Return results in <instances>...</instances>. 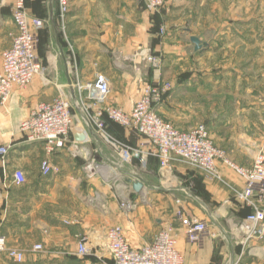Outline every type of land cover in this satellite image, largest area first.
I'll return each instance as SVG.
<instances>
[{"label":"crops","instance_id":"1","mask_svg":"<svg viewBox=\"0 0 264 264\" xmlns=\"http://www.w3.org/2000/svg\"><path fill=\"white\" fill-rule=\"evenodd\" d=\"M14 1L0 0V67L1 53L15 32ZM30 1L28 8L25 0L28 10L44 21L36 51L43 70L0 104V146H8L0 155V235L24 258L16 263L0 252V264H113L106 231L116 224L133 247L171 226L183 264H264V245L255 239L243 243L238 230L252 209L232 191L244 181L223 166L224 181H219L177 160L166 170L154 156L123 162L73 107L69 142L49 155L58 171L43 176L44 145L25 141L19 131L38 102L62 96L73 103L76 82L94 80L97 71L112 84L106 103L126 112L144 82L163 84L171 73V103L165 95L158 114L189 128L203 122L215 145L237 164L249 166L259 151L264 153V0H167L158 13L135 0H69L63 32L57 0ZM154 17L157 26L161 20L169 29L165 42L152 47L162 54L158 68L143 59L156 36ZM192 36L200 41L197 49ZM118 140L146 145L142 136L125 129ZM87 164L93 165L89 173ZM16 170L23 173V183L14 182ZM134 180L143 182L140 192L133 191ZM95 192L100 198L93 203L89 198ZM254 199L264 205V199ZM127 201L134 204L126 207ZM179 206L186 216L208 222L197 242L183 233L175 215ZM79 240L90 254L77 253ZM36 244L42 248L35 250Z\"/></svg>","mask_w":264,"mask_h":264},{"label":"built area","instance_id":"2","mask_svg":"<svg viewBox=\"0 0 264 264\" xmlns=\"http://www.w3.org/2000/svg\"><path fill=\"white\" fill-rule=\"evenodd\" d=\"M135 1L142 3L151 13L159 12L166 2V0ZM57 3L58 24L63 32L69 0H57ZM10 15L15 32L11 35L10 45L1 53L0 104L8 101L14 88L27 86L43 70L36 51L39 31L44 27V21L28 10L25 0H15L11 6ZM144 59L154 68L160 65V60L154 55L146 54ZM76 88L78 93L73 103L62 96L52 101L38 102L19 125V131L25 141H38L44 145L46 157L40 162V172L43 176L55 174L58 171L49 160V155L64 148L69 142V135L74 125L72 108L77 107L102 139L117 151L123 162H131L134 159L144 162L147 157L154 156L161 170L169 169L170 163L177 160L200 171L210 180L224 181L220 166L241 177L244 186L241 189L232 187V191L237 199L252 207L251 211L238 223L241 241L247 243L255 239L264 245V205H257L254 199V197H257L258 201L264 199L263 152L259 151L249 166H242L232 160L222 148L215 145L205 124L199 123L190 129L179 130L163 120L156 109L171 88L168 83L144 82L140 97L128 112L106 103L112 84L102 71H97L92 81L83 84L76 82ZM105 118L127 131L136 132L146 140V145L140 143L138 146H131L113 138L106 129ZM70 145L74 150L78 148L76 143L72 142ZM7 151L8 146H0L1 157ZM92 166L87 164L84 169L89 173ZM13 178L17 184L24 182V175L19 170L14 171ZM98 198L100 194L95 192L89 201L94 203ZM133 204L134 202L127 201L125 206L129 207ZM175 215L180 220L183 233L190 242H197L201 235L208 231V222L205 219L186 216L180 206L176 209ZM106 239L113 264L184 263L183 254L177 247V239L171 226L160 229L148 243L141 247L131 246L124 235L123 228L118 224L108 227ZM41 248V244L34 246L35 250ZM0 252L16 263H21L24 258L21 250L5 246V237L2 235H0ZM77 253L87 255L91 253V250L83 240H79Z\"/></svg>","mask_w":264,"mask_h":264},{"label":"rangeland","instance_id":"3","mask_svg":"<svg viewBox=\"0 0 264 264\" xmlns=\"http://www.w3.org/2000/svg\"><path fill=\"white\" fill-rule=\"evenodd\" d=\"M167 1V0H166ZM31 2L32 1H30V0H26V4H27V6H28V8H30L31 7ZM166 3V2H165ZM44 5V4H43ZM46 7V6H45ZM45 11H46V8L44 9ZM158 13V12H157ZM157 18H153V20H154V25L155 26H157V20H156ZM164 23V22H163ZM162 22H161V20H160V23L158 24V26H157V29H156V31H155V33H156V41H154V40H150V44H149V51H148V53L147 54H149V55H154V56H156L157 58H158V60H160V63L162 62V54H158V53H155V52H153V49H152V47H154L155 45H158L157 47H159V46H161L162 44H163V41H164V38L166 37V35H167V33H168V28H167V25H165V23L163 24ZM172 25V23L170 24V26ZM170 30H172V28H170ZM172 33V32H171ZM165 42V41H164ZM169 45H171V43H168ZM144 59V58H143ZM144 61H145V59H144ZM146 62V61H145ZM247 72L248 71H246V75H247ZM251 73V72H250ZM172 76H171V73H170V76L168 77V79H166L164 82H163V84L164 83H168L170 86H171V84L170 83H172ZM264 86V84L262 85V87ZM172 87V86H171ZM171 89V88H170ZM172 90V89H171ZM170 90V91H171ZM262 90H263V88H262ZM167 95V94H166ZM171 93H169V95H167V99H169L170 101H169V103H171ZM183 101L185 100V99H182ZM214 100H216V98L214 99ZM182 101V102H183ZM163 120H165L166 122H169L170 124H172L175 128H177V129H179V130H187V129H190V128H192V127H194V126H192V127H188L187 125H178L177 123H175L174 121H173V119H171L170 117H168V116H166L165 114H162V115H159ZM198 122H200V121H198ZM200 123H203V122H200ZM197 124H199V123H197ZM204 124V123H203ZM111 126H113V128H110L109 130H110V132H112L111 134H114L115 135V137H118L119 138V136H120V133H121V131L122 130H124V128H120V127H118L117 125H113V124H111ZM190 126V125H189ZM180 128H182V129H180ZM117 138V139H118ZM261 152H263V151H261ZM117 181V180H116Z\"/></svg>","mask_w":264,"mask_h":264},{"label":"water","instance_id":"4","mask_svg":"<svg viewBox=\"0 0 264 264\" xmlns=\"http://www.w3.org/2000/svg\"><path fill=\"white\" fill-rule=\"evenodd\" d=\"M190 40L194 43V47L197 49L200 47V41L197 37L192 36ZM130 181V180H129ZM144 184L140 180L131 181V187L134 192H140L143 188Z\"/></svg>","mask_w":264,"mask_h":264},{"label":"trees","instance_id":"5","mask_svg":"<svg viewBox=\"0 0 264 264\" xmlns=\"http://www.w3.org/2000/svg\"><path fill=\"white\" fill-rule=\"evenodd\" d=\"M39 33H40V31H39ZM39 37H40V35H39ZM153 40L156 41V37ZM38 43H39V41H38ZM105 123H106V129H107L108 132L110 131L109 130L110 124L117 125L118 127L123 128L122 126L118 125L117 123H114L113 121H111V120H109L107 118H105ZM134 160H138V159H134Z\"/></svg>","mask_w":264,"mask_h":264}]
</instances>
